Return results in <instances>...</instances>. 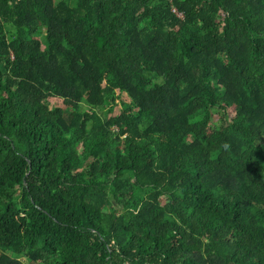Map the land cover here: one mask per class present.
<instances>
[{
    "label": "trees",
    "instance_id": "1",
    "mask_svg": "<svg viewBox=\"0 0 264 264\" xmlns=\"http://www.w3.org/2000/svg\"><path fill=\"white\" fill-rule=\"evenodd\" d=\"M264 264V0H0V264Z\"/></svg>",
    "mask_w": 264,
    "mask_h": 264
},
{
    "label": "rangeland",
    "instance_id": "2",
    "mask_svg": "<svg viewBox=\"0 0 264 264\" xmlns=\"http://www.w3.org/2000/svg\"><path fill=\"white\" fill-rule=\"evenodd\" d=\"M25 264H29L28 261H25Z\"/></svg>",
    "mask_w": 264,
    "mask_h": 264
}]
</instances>
